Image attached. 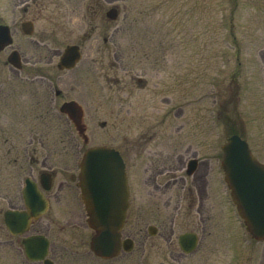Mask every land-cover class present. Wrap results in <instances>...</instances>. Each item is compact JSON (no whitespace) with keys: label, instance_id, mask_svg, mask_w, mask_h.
Wrapping results in <instances>:
<instances>
[{"label":"rangeland","instance_id":"obj_1","mask_svg":"<svg viewBox=\"0 0 264 264\" xmlns=\"http://www.w3.org/2000/svg\"><path fill=\"white\" fill-rule=\"evenodd\" d=\"M111 7L118 9L115 19L106 17ZM24 20L34 24L30 35L21 30ZM0 22L13 36L0 52V80L15 75L5 62L9 48H17L22 71L46 72L65 98L80 102L85 147L111 142L113 123L118 143L133 119V136L142 128L156 132L150 143L155 149L184 153L193 145L212 157L213 227L201 242L208 250L172 263L165 243L145 242L150 220L134 205L122 231L133 238V249L101 259L90 250L83 206L53 205L46 217L58 221L48 234L65 243L58 249L62 264H264V241L242 235L244 229L228 216L224 200L230 196L220 167L221 144L234 132L264 162V0H0ZM71 43L80 45L82 57L74 68L60 70L59 54ZM134 163L135 172L141 162ZM134 189L141 198L139 183ZM70 211L82 215L74 226L60 221ZM187 218L174 226V248ZM22 257L4 246L0 264H18Z\"/></svg>","mask_w":264,"mask_h":264},{"label":"flooded vegetation","instance_id":"obj_2","mask_svg":"<svg viewBox=\"0 0 264 264\" xmlns=\"http://www.w3.org/2000/svg\"><path fill=\"white\" fill-rule=\"evenodd\" d=\"M14 49L17 48H9L8 55ZM5 64L14 69L8 74L15 75L0 80V251L9 246L21 253L23 257L18 264H62L58 254L65 243L52 240L48 234L50 225L58 218L46 217V213L53 205H84L80 187V164L88 142L84 109L82 107L80 120H75L68 113L61 112L60 107L67 101L80 102L74 97L65 98L63 91L53 86V79L46 72L22 71L23 60L19 68L7 61ZM137 81L143 83L141 77ZM128 110L132 118L133 110L130 107ZM47 123L50 127L45 129L43 125ZM132 124L133 119H130L131 127ZM99 125L104 129L106 120H101ZM131 127L117 143L113 123L108 132L111 142L100 141L93 146L114 148L123 159L128 187L124 224L131 217L134 205L140 206L150 220L148 227H152L146 231L145 242L150 246L154 239L165 243L168 246L166 258L172 263L179 262L182 256L205 248L201 247L203 236L212 233V157L206 153L202 156L193 145L187 146L184 153L180 148L172 151L155 149L150 143L156 132L148 134L141 126L142 129L133 136ZM135 159L137 164L141 162V166L134 172ZM135 183L141 187V198L135 192ZM228 191L230 195L229 188ZM42 200L47 211L36 217L35 207ZM224 203L232 222L239 223L244 229V220L232 198H225ZM9 210L20 213L11 217L7 214ZM83 215L86 220L85 210ZM25 216H28L27 225L19 231V224ZM81 216L70 211L60 221L74 226L80 222ZM186 217L188 226L176 234L177 248H174V226L180 222L184 224ZM183 233L196 236L195 247L190 252L180 246L179 237ZM241 233L261 242L245 230ZM33 235H43L47 240L45 254L38 259H31L26 254L24 240ZM40 243L34 241V246L29 243L32 254H39L36 246ZM146 256L148 258V254ZM163 264L171 263L164 261Z\"/></svg>","mask_w":264,"mask_h":264},{"label":"water","instance_id":"obj_3","mask_svg":"<svg viewBox=\"0 0 264 264\" xmlns=\"http://www.w3.org/2000/svg\"><path fill=\"white\" fill-rule=\"evenodd\" d=\"M105 14L109 19H115L118 9L111 7ZM21 27L27 34L33 30V24L29 20L22 22ZM11 42L9 27L0 24V50ZM80 58L79 46L68 44L59 56L57 67L70 69ZM8 61L19 67L18 51H12L8 56ZM60 110L68 113L75 120L81 118L82 110L73 101L64 102ZM221 148L223 151L222 167L239 213L244 218L248 231L255 238L264 239V163L252 154L248 143L238 134H231ZM80 178L82 197L88 215L87 222L95 230L90 241L91 249L104 258L115 256L121 249L129 251L133 247L132 239H121L128 187L124 162L120 153L107 146L87 148L80 164ZM32 191L37 193L36 190ZM35 209L39 215L45 211L46 204L42 200ZM19 213L9 210L7 214L15 217ZM27 219L28 216H25V219L21 221L19 231L24 230ZM8 225L11 227L10 224ZM34 241L41 242L40 246H36V250H40L39 254H32L33 250L30 251L29 243L34 246ZM25 242L26 252L30 258L43 257L47 247V240L43 235L29 236ZM179 242L181 248L189 252L195 247L196 236L183 233L179 237Z\"/></svg>","mask_w":264,"mask_h":264}]
</instances>
